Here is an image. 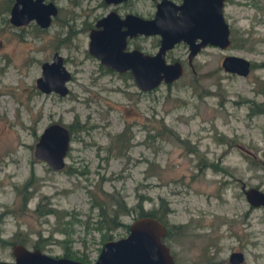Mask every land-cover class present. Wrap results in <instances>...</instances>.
I'll list each match as a JSON object with an SVG mask.
<instances>
[{
	"label": "rangeland",
	"instance_id": "rangeland-1",
	"mask_svg": "<svg viewBox=\"0 0 264 264\" xmlns=\"http://www.w3.org/2000/svg\"><path fill=\"white\" fill-rule=\"evenodd\" d=\"M12 1L0 0V261L12 260L10 242L21 239L28 249L37 240L45 254L91 262L107 236H124L139 204L165 209L170 233L162 237L174 264H231V252L241 253L237 264H264V207L244 195L249 187L264 192V0L226 1L228 47L204 48L191 72L178 45L167 56L183 73L149 91L93 72L85 35L61 39L64 24H79L97 0H48L57 13L43 30L8 25ZM148 6L132 2L137 11ZM53 51L71 73L63 96L34 85ZM224 55L245 58L251 69L225 72ZM53 122L71 130L58 170L32 155ZM24 182L30 197L22 203ZM117 198L127 209L117 216L122 225L106 230L95 222L94 201ZM39 200L55 215L37 214Z\"/></svg>",
	"mask_w": 264,
	"mask_h": 264
},
{
	"label": "water",
	"instance_id": "water-1",
	"mask_svg": "<svg viewBox=\"0 0 264 264\" xmlns=\"http://www.w3.org/2000/svg\"><path fill=\"white\" fill-rule=\"evenodd\" d=\"M109 1V0H107ZM119 0H111L116 2ZM169 5V6H168ZM55 6L42 0H14L9 9V21L21 26L33 20L44 28L55 14ZM177 11V13H175ZM126 31L111 36L107 32L91 35L88 50L101 63L108 64L117 71L128 70L138 90L149 91L161 82L169 84L181 74L179 62H165L164 52L174 43L182 41L187 45L190 59L197 50L209 44L219 49L229 45L228 27L221 14V0H182L179 6L170 5L166 0L156 4L154 17L143 20L130 16ZM139 33L157 35L159 45L153 54L140 51L122 52L123 35ZM199 40L195 43V40ZM220 67L229 73L246 75L248 61L236 55H224ZM69 78L64 70L61 57L53 53L50 61L40 64L39 76L34 79L36 89L42 93L54 92L63 96L67 92L64 85ZM69 132L56 122L44 126L33 143L32 155L43 161L52 170L63 166V157L68 146ZM261 165L264 167V154ZM245 199L250 206L264 207V192L249 187L244 190ZM164 226L149 216L137 217L128 224L127 233L114 240L102 243L95 259L80 262L67 257H55L22 245L12 246V260L0 261V264H174L167 246L161 241ZM240 252H231L228 261L231 264L241 262Z\"/></svg>",
	"mask_w": 264,
	"mask_h": 264
},
{
	"label": "flooded vegetation",
	"instance_id": "flooded-vegetation-1",
	"mask_svg": "<svg viewBox=\"0 0 264 264\" xmlns=\"http://www.w3.org/2000/svg\"><path fill=\"white\" fill-rule=\"evenodd\" d=\"M13 1L9 4V6L7 8V12H8L7 23H8V25H13L9 21V9H10V6L13 3ZM134 1H136V0H119L116 2H111V0H109V1L97 0L93 5H90L91 12L89 14H87L79 24H77V23H76L77 25H75V23L64 24V25L68 26V28L62 33L61 39H66L67 37H69V35H73L74 32H79L80 35H85L86 51H84V53H87L89 55L88 57H91L92 59H94V61H96L95 65H94L95 67H94L93 72H95L96 74H100V75L109 74V75H113V76H117V77H127V78L131 79V75H130L128 70H124V71L120 72V71H117L115 69H112L108 64L101 63L98 58H96L93 54H91L89 52L88 43H89L91 35L96 36L98 33L103 31V32H107L111 36H115V35H118V33H122L124 31H126L128 26L137 25L136 23L129 22V18H127V17L134 16V17H138V18L143 19V20L152 19L154 17V14H155L156 4L161 2V0H148L149 1L148 8L144 9V11H137V10L132 9V2H134ZM166 1L170 5H176V6H179L182 3V0H166ZM226 1H228V0H221L222 17H223L224 4L227 3ZM42 2L47 3V2H51V1L42 0ZM51 3H53V2H51ZM74 3H76V1ZM53 5L55 6V4H53ZM55 10H56L55 14L50 16V21H49L48 25L44 28L39 27L38 24H36L33 20L27 22L24 25H36V27H38L39 30H43L50 25L52 18L56 15V13H57V7L56 6H55ZM175 13H177V11H175ZM223 19H224V17H223ZM225 23H226V21H225ZM21 26H23V25H21ZM14 27H20V26H14ZM227 27H228V25H227ZM229 33H230V30L228 27V40L230 43ZM198 41L199 40L196 39L195 43H197ZM158 45H159V37L157 35H143V34H139V33H134V34L125 33L123 35V47H122L121 51L122 52H131L133 50H137V51L142 52L143 54L149 55V54H153L157 50ZM178 45H183L185 47V64L188 66V68L191 72H194V68H193V64H192L194 57L197 54H199L204 48L216 47V46H212L209 44H205L204 46L200 47L197 50V52L190 59H188L187 58V55H188L187 45L182 41L174 43L170 49H168L164 52L163 58H164V61L168 62V63L175 62V61L179 62L180 67H181V73H183V71H184V66H183L182 62L179 59H171V57L167 56L168 53L173 51V49L175 47H177ZM53 53H57V51H53L51 53V56L53 55ZM58 55L61 57L62 66H63L64 70L68 73V76H69V78L67 80H65V82H64V85H65V83L70 79L71 73L64 67L63 63L65 62L66 58H63L60 54H58ZM51 56H50V59H51ZM85 56H87V55L85 54ZM50 59L48 61H50ZM48 61H42V62H48ZM251 65H252L251 62L248 61L247 73L251 69ZM39 72H40V70H39ZM232 74H234V73H232ZM235 75H237V74H235ZM65 87H66V85H65ZM48 93H50V92H48ZM169 233H170V231L168 232V230H165L164 236H165V234L168 235ZM164 236L162 237L163 243H164ZM168 252H169V248H168ZM169 254H170V252H169ZM172 260H173V257H172Z\"/></svg>",
	"mask_w": 264,
	"mask_h": 264
},
{
	"label": "trees",
	"instance_id": "trees-1",
	"mask_svg": "<svg viewBox=\"0 0 264 264\" xmlns=\"http://www.w3.org/2000/svg\"><path fill=\"white\" fill-rule=\"evenodd\" d=\"M254 111L260 112L261 108L260 107H256V108L254 107ZM70 127H72V125H70ZM66 128H67V131L69 132V130H70V129H68L69 126L68 127L66 126ZM120 134H122V133H120ZM25 185H26V183L24 182V184L22 186V191L24 190V193L21 197L22 203H24L30 197V193H28V191L26 190ZM20 190H21V188L20 189L18 188V190H16V192H19ZM110 196L112 197V195H110ZM94 202H95L94 205L98 209L99 215H100V219L98 221L97 220L95 221L96 224H98V226H100L102 224L104 226V228L106 230H108V229L114 228L118 225H122L121 223L118 222L117 216L125 213L127 209L125 208L123 202L120 199H118V198L112 199L109 202H107L106 204H101L98 201H94ZM39 207L44 208V210L41 211L39 209ZM136 208H137V212H136V216L134 218L142 217V216L152 217L154 219H157L164 226L165 230H168L166 228L167 225H166L164 218H163V216L165 215V212H164L165 209L160 210V211H158L156 209L144 211L139 204H137ZM33 209L39 215H46V214H54L55 215V211L50 206L41 205L40 200L37 202V204L35 205V207ZM123 227H124V230L126 233L128 225H123ZM177 227L178 226H176V228ZM64 229L65 228L58 229V231L63 233V234H66ZM109 239H110L109 236H107V240H109ZM161 241L163 242V238H161ZM24 243L25 242L21 239L20 240H13L10 242V247H12L15 244H19V245L24 246L25 245ZM33 246H34L33 248H36L38 246L37 240L33 243ZM62 257L71 258V259H74V260H77L80 262H85V263L89 262L88 260H86L85 257H79V256L78 257H71V256H68L67 253L63 254Z\"/></svg>",
	"mask_w": 264,
	"mask_h": 264
}]
</instances>
